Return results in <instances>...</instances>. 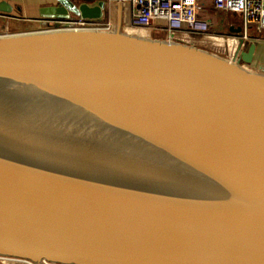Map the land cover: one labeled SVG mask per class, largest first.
Wrapping results in <instances>:
<instances>
[{
	"label": "water",
	"instance_id": "obj_1",
	"mask_svg": "<svg viewBox=\"0 0 264 264\" xmlns=\"http://www.w3.org/2000/svg\"><path fill=\"white\" fill-rule=\"evenodd\" d=\"M89 2L0 35V256L264 264V70L129 33L121 0L112 31L60 27L103 20Z\"/></svg>",
	"mask_w": 264,
	"mask_h": 264
},
{
	"label": "built area",
	"instance_id": "obj_2",
	"mask_svg": "<svg viewBox=\"0 0 264 264\" xmlns=\"http://www.w3.org/2000/svg\"><path fill=\"white\" fill-rule=\"evenodd\" d=\"M132 7L131 22L126 31L170 41H180L186 34H210L215 23L198 17L200 5L198 0H122ZM213 9L223 12L231 27L244 31V39L252 27L260 33L264 31V0H213ZM52 22V21H51ZM55 24V23H54ZM56 24H58L56 22ZM60 27L73 30L112 31L115 29L111 21L72 19L63 21ZM232 54V53H229ZM240 58V55L236 57ZM240 60V59H239ZM10 262V263H8ZM32 264L26 261L0 256V264Z\"/></svg>",
	"mask_w": 264,
	"mask_h": 264
},
{
	"label": "crops",
	"instance_id": "obj_3",
	"mask_svg": "<svg viewBox=\"0 0 264 264\" xmlns=\"http://www.w3.org/2000/svg\"><path fill=\"white\" fill-rule=\"evenodd\" d=\"M6 1L12 8L14 14H8V13H0V16L6 17V18H12V16H16L15 18L18 21H15L17 23L11 24L16 26L17 32H26V31H40V30H47L54 28V22H47L45 21L46 18L41 16V9L43 7L52 6L55 5V0H0V3ZM77 3H81L83 0H76ZM104 1L106 3V10H105V17L103 20H109L112 22L113 26L116 27L118 24V13H119V2L120 0H91L89 4L91 5H97V3ZM122 1V0H121ZM199 1V0H198ZM205 2H210V9H213V0H204ZM200 5V4H199ZM201 7V6H200ZM215 11V10H214ZM200 11V15H201ZM131 16H132V7L122 1V24L124 26V29L130 25L131 22ZM20 17V18H18ZM14 19V18H13ZM203 19V18H202ZM5 20L1 21L0 23H3ZM224 22H228V19L225 17ZM8 26H10V23H6ZM50 25V26H49ZM229 27V31L225 30V32H211L210 34L202 35L200 33H196L193 35L186 34L184 37L188 39V41H192L193 39L196 41V43H201V38H207L208 40H212L211 42L219 43L224 47L225 53H232V55L235 57L238 56V54L241 56L242 52H248L249 47L252 43L256 44H262L263 47L259 46L255 52V55L251 61V63H247L246 60H242L247 66L258 68L264 70V35L261 34L262 32H258L256 30V27L253 29V33L250 34L249 31V37L248 39H244L243 34H238L231 32L230 29L232 28L229 23H227ZM234 28V27H233ZM5 29V28H2ZM215 29V26L212 28ZM225 29V26H224ZM10 30H6L4 33H0V35H6L9 33ZM218 31V30H217ZM12 32V31H11ZM195 36H200L198 39L195 38ZM207 41V40H206ZM236 42L237 46H235L234 50H232L231 43ZM199 45H205V44H199ZM227 45H230L227 47ZM214 47V46H213ZM231 55V54H227Z\"/></svg>",
	"mask_w": 264,
	"mask_h": 264
},
{
	"label": "rangeland",
	"instance_id": "obj_4",
	"mask_svg": "<svg viewBox=\"0 0 264 264\" xmlns=\"http://www.w3.org/2000/svg\"><path fill=\"white\" fill-rule=\"evenodd\" d=\"M199 4H200L201 8L198 11V17L200 19L203 18L206 21H211L212 20L215 23V29L211 28L210 32H219L220 33L221 31L225 32V30H227V32L229 31V27L227 25L228 22H224L225 14L223 12H217V11L211 10L210 7H209L210 6V2L209 1L205 2L204 0H199ZM200 11L202 13L201 15H200ZM14 17H16V16H14ZM14 17L6 18V17H3V16H0V22L5 20L3 23H0V33L1 32L2 33L6 32L7 29L10 30L8 34L19 33L17 31H13V30H16V26L11 25V24L17 23L15 21H18ZM6 23H10V26H8ZM224 26H225V29H224ZM2 28H5V29H2ZM254 28L255 27H252V29L250 30V34L253 33V29ZM261 34L264 35V31H262ZM149 35L151 37H153V38H157L155 33H153V32L149 33ZM199 37L195 36L196 39H198ZM159 39H162V38H159ZM180 41H188V39L185 38L184 36H181ZM211 41L212 40H208L207 38H201V40H200L201 43H197V44H205V45H201V46H204V47L209 48V49H211V50H213L215 52H219L220 54L228 56L227 54H229V53L222 52V51H224V47L225 46L220 45L218 42L214 43V42H211ZM193 42L196 43V41L194 39H193ZM229 46L230 45H227V47H229ZM235 46H237V43L233 42V43H231L230 47H232V50H234ZM8 263H10V262H8Z\"/></svg>",
	"mask_w": 264,
	"mask_h": 264
},
{
	"label": "flooded vegetation",
	"instance_id": "obj_5",
	"mask_svg": "<svg viewBox=\"0 0 264 264\" xmlns=\"http://www.w3.org/2000/svg\"><path fill=\"white\" fill-rule=\"evenodd\" d=\"M69 15H72V14L69 13ZM12 17H14V16H12ZM14 18H15V17H14ZM18 18H20V17H18ZM15 19H16V18H15ZM72 19H77V18L67 19L66 21H67V22L70 21V20L72 21ZM45 21L51 23L48 19H46ZM63 21H64V20H63ZM63 21H61L60 23L62 24ZM57 23H59V22H57ZM57 25H58V24L55 23L53 26H57ZM49 26H50V25H49Z\"/></svg>",
	"mask_w": 264,
	"mask_h": 264
},
{
	"label": "bare ground",
	"instance_id": "obj_6",
	"mask_svg": "<svg viewBox=\"0 0 264 264\" xmlns=\"http://www.w3.org/2000/svg\"><path fill=\"white\" fill-rule=\"evenodd\" d=\"M228 57L232 60V61H236L238 62L239 59L236 60V56L234 57L232 54L228 55ZM21 264H26L25 262L21 263ZM49 264H55V263H49Z\"/></svg>",
	"mask_w": 264,
	"mask_h": 264
},
{
	"label": "trees",
	"instance_id": "obj_7",
	"mask_svg": "<svg viewBox=\"0 0 264 264\" xmlns=\"http://www.w3.org/2000/svg\"><path fill=\"white\" fill-rule=\"evenodd\" d=\"M215 33V32H214Z\"/></svg>",
	"mask_w": 264,
	"mask_h": 264
}]
</instances>
